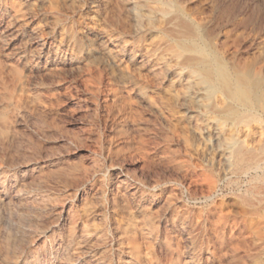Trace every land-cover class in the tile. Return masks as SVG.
Listing matches in <instances>:
<instances>
[{
  "label": "rangeland",
  "instance_id": "obj_1",
  "mask_svg": "<svg viewBox=\"0 0 264 264\" xmlns=\"http://www.w3.org/2000/svg\"><path fill=\"white\" fill-rule=\"evenodd\" d=\"M263 139L264 0H0V264H264Z\"/></svg>",
  "mask_w": 264,
  "mask_h": 264
},
{
  "label": "bare ground",
  "instance_id": "obj_2",
  "mask_svg": "<svg viewBox=\"0 0 264 264\" xmlns=\"http://www.w3.org/2000/svg\"><path fill=\"white\" fill-rule=\"evenodd\" d=\"M15 18L17 20H20L23 18V12L21 9L15 10ZM182 29H185L184 27ZM188 30V29H186ZM181 31V30H180ZM183 31V30H182ZM171 32V31H170ZM186 33V31H185ZM173 34V33H172ZM179 34V33H178ZM183 34L180 33L178 37V48L179 52L174 54L176 58H178V66L181 70H184L186 68L188 69H194L201 73V77L204 83L206 84H213L214 78L218 77L224 79V75L221 71H217L214 68L211 67L210 61H208L205 58V53L201 54V57L194 56L193 53L199 52L201 53V50H199L196 43H194V38L191 36V34ZM175 36H178L177 34ZM173 37V36H171ZM170 38V37H168ZM177 38V37H176ZM73 40V38L71 39ZM75 40V39H74ZM172 41V40H171ZM174 41V40H173ZM175 42V41H174ZM169 44V43H168ZM171 46V45H170ZM79 48V47H78ZM162 49V48H161ZM202 49V48H201ZM203 52V51H202ZM196 55V54H195ZM207 56V54H206ZM208 57V56H207ZM161 60V59H160ZM163 61V59L161 60ZM161 64V63H160ZM168 68V65L166 66ZM165 67V68H166ZM170 69V68H169ZM167 70L168 69H164ZM171 71V70H170ZM215 85V84H214ZM248 150V149H247ZM247 150H244L242 147H237L236 150H234V157L237 160V170H240L242 173V170L247 171H259L261 165L264 163V139L262 141V146L257 152L251 153ZM236 162V161H235ZM261 171V170H260ZM257 173V172H256ZM255 174V173H254ZM254 177V176H253ZM242 180V179H241ZM261 188V187H260ZM264 194V191H263ZM255 199V198H254ZM262 199V198H261ZM259 199V201L261 200ZM264 199V198H263ZM264 201V200H263ZM5 220V219H4ZM253 221V220H252ZM254 222V221H253ZM258 227V226H257ZM260 227V226H259ZM262 229V228H261ZM4 241V240H3ZM258 243V242H257ZM5 245V244H4ZM6 253V252H5ZM263 254V253H262ZM5 255V254H4ZM4 257V256H3ZM242 260V259H241ZM3 261V260H2ZM263 261V260H262ZM254 262V260H253ZM261 262V260H260ZM246 263V262H243ZM251 264V263H250ZM259 264V263H258ZM263 264V263H260Z\"/></svg>",
  "mask_w": 264,
  "mask_h": 264
}]
</instances>
